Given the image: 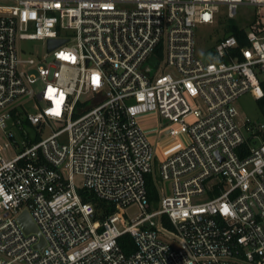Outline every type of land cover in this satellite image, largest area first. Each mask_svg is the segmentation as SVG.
Listing matches in <instances>:
<instances>
[{"label":"built area","instance_id":"built-area-1","mask_svg":"<svg viewBox=\"0 0 264 264\" xmlns=\"http://www.w3.org/2000/svg\"><path fill=\"white\" fill-rule=\"evenodd\" d=\"M221 18L205 59L196 27ZM262 81L264 0H0V264H264V123L245 133L235 106ZM150 115L174 137L161 158ZM83 187L115 211L98 217Z\"/></svg>","mask_w":264,"mask_h":264},{"label":"rangeland","instance_id":"rangeland-1","mask_svg":"<svg viewBox=\"0 0 264 264\" xmlns=\"http://www.w3.org/2000/svg\"><path fill=\"white\" fill-rule=\"evenodd\" d=\"M254 14H255L254 7L242 6L240 8V12L238 16L232 19L231 21L232 23H236L238 26L248 30L249 23L251 20H253ZM227 24L228 21H226L224 18H221L213 24L200 23L197 25L196 27V33L198 38L197 49L203 58L207 59L210 53L209 49L218 41L220 37L225 36L226 34L225 29ZM26 45L30 46L31 49H33L34 53L36 54H43L45 52V47L42 42L32 41V42H27ZM235 106L238 110V116L236 118L237 123L243 129V131H245V133H247L245 128V122L247 120H250L256 126L264 123V113L260 108L257 97L252 92H247L242 96H240L235 101ZM153 119L158 121H154ZM160 119L162 118L159 115H157L152 117V119L148 118L144 120L145 128L148 130V133L151 139H153L157 147V150L160 154L159 158L162 157L161 155L163 151L166 150L168 146H172L171 144H173L174 141L173 136H170L165 132L159 133L158 131H155V129H157V127L154 126L155 124L158 125L160 124V126L162 125L161 123H158ZM48 133L49 131H46V134ZM127 212L129 216L133 217L134 215H137L139 213V209L136 206H130L127 208Z\"/></svg>","mask_w":264,"mask_h":264},{"label":"trees","instance_id":"trees-1","mask_svg":"<svg viewBox=\"0 0 264 264\" xmlns=\"http://www.w3.org/2000/svg\"><path fill=\"white\" fill-rule=\"evenodd\" d=\"M228 31L234 33L238 37L239 45L235 49L236 51L241 50L243 47L249 44L248 39L246 37V31L243 28L239 27L236 23H231ZM261 83L264 89V81H262ZM258 103L264 113V97L258 98ZM156 180H157V176L154 172L146 175V187L151 205L153 207H158L160 200V192ZM80 193L85 201L90 200L95 204L98 212L102 213L100 216H98L101 219H103L106 215L114 212L116 209L114 205L108 203L103 199H100L94 193L87 190L85 187L80 189ZM162 219L164 220L165 226L169 228L172 227V224L167 216L164 215ZM118 241L123 251L128 254H130L136 249V244L134 242V239L129 233L120 236Z\"/></svg>","mask_w":264,"mask_h":264},{"label":"water","instance_id":"water-1","mask_svg":"<svg viewBox=\"0 0 264 264\" xmlns=\"http://www.w3.org/2000/svg\"><path fill=\"white\" fill-rule=\"evenodd\" d=\"M229 34L230 33H227L226 35L228 36ZM64 41H65L64 39H50L49 40V50L56 48L58 45H60ZM18 220L20 224L22 225L23 229L25 230V232L27 233L37 232L40 234L39 229L28 210H24V212L20 215ZM44 242L45 241L43 239L42 243L39 244V246H42Z\"/></svg>","mask_w":264,"mask_h":264},{"label":"crops","instance_id":"crops-1","mask_svg":"<svg viewBox=\"0 0 264 264\" xmlns=\"http://www.w3.org/2000/svg\"><path fill=\"white\" fill-rule=\"evenodd\" d=\"M153 115H150V116H148V117H152Z\"/></svg>","mask_w":264,"mask_h":264},{"label":"snow or ice","instance_id":"snow-or-ice-1","mask_svg":"<svg viewBox=\"0 0 264 264\" xmlns=\"http://www.w3.org/2000/svg\"><path fill=\"white\" fill-rule=\"evenodd\" d=\"M226 210V209H225Z\"/></svg>","mask_w":264,"mask_h":264}]
</instances>
